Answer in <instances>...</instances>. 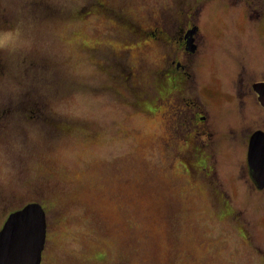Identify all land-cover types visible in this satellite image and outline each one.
Wrapping results in <instances>:
<instances>
[{
  "label": "rangeland",
  "instance_id": "1",
  "mask_svg": "<svg viewBox=\"0 0 264 264\" xmlns=\"http://www.w3.org/2000/svg\"><path fill=\"white\" fill-rule=\"evenodd\" d=\"M185 2L202 1L0 0L12 25L0 39V228L43 202L42 264H264V187L249 177L243 137L212 170L165 151L151 31ZM216 11L224 24L212 32L239 29L233 9ZM258 39L248 44L264 52ZM257 66L264 75V56ZM262 112L250 129L264 130Z\"/></svg>",
  "mask_w": 264,
  "mask_h": 264
},
{
  "label": "flooded vegetation",
  "instance_id": "2",
  "mask_svg": "<svg viewBox=\"0 0 264 264\" xmlns=\"http://www.w3.org/2000/svg\"><path fill=\"white\" fill-rule=\"evenodd\" d=\"M201 1L198 7L183 3L174 11L180 19L156 21L151 31L159 51L156 82L168 128L165 151L176 146L177 157H186L187 163L181 164L188 171L198 172L215 169V157L220 148L229 146L226 142L232 136H242V146L249 152L252 134L263 128L250 129L247 120L254 114L257 121L261 120L264 109V75H259L257 70L258 59L264 52L248 44L256 37L264 42V0H212L206 8L208 0ZM209 4L219 6L211 9ZM225 6L237 13L233 23L240 30L212 32L217 29L213 24H224L215 21L220 20L217 14L216 18L213 15L216 9ZM5 10L0 7V39L4 30H12ZM167 95L169 106L164 109ZM41 114L30 113L29 120H38ZM237 119L239 127L234 123ZM3 124L6 126L0 119V125ZM8 135L0 132V146L6 147L5 150L9 147ZM248 170L253 181L249 164ZM253 186L257 187L254 181ZM41 203L46 210V205Z\"/></svg>",
  "mask_w": 264,
  "mask_h": 264
},
{
  "label": "water",
  "instance_id": "3",
  "mask_svg": "<svg viewBox=\"0 0 264 264\" xmlns=\"http://www.w3.org/2000/svg\"><path fill=\"white\" fill-rule=\"evenodd\" d=\"M250 170L259 188L264 187V131L253 133ZM0 230V264H41L46 243V213L39 202L11 212Z\"/></svg>",
  "mask_w": 264,
  "mask_h": 264
},
{
  "label": "snow or ice",
  "instance_id": "4",
  "mask_svg": "<svg viewBox=\"0 0 264 264\" xmlns=\"http://www.w3.org/2000/svg\"><path fill=\"white\" fill-rule=\"evenodd\" d=\"M160 6V5H159ZM161 7V6H160ZM162 7L163 8H168L169 7V5H168V3H164L163 5H162ZM14 47L16 46V45H13ZM131 47H135V45H130ZM0 176H3V171H2V169H0ZM44 189L42 188L41 189V195H44ZM45 198H47V196H45ZM56 214H58V213H53V212H51V210H49V219H51V217H52V215H56Z\"/></svg>",
  "mask_w": 264,
  "mask_h": 264
},
{
  "label": "clouds",
  "instance_id": "5",
  "mask_svg": "<svg viewBox=\"0 0 264 264\" xmlns=\"http://www.w3.org/2000/svg\"><path fill=\"white\" fill-rule=\"evenodd\" d=\"M27 43H29V42L26 40H23V39L20 40V44H27Z\"/></svg>",
  "mask_w": 264,
  "mask_h": 264
}]
</instances>
